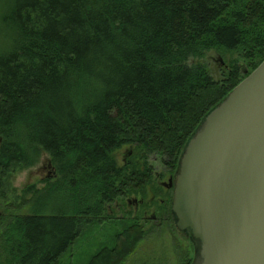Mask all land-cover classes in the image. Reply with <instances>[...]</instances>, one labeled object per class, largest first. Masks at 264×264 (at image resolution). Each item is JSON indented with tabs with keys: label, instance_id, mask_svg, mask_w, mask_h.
<instances>
[{
	"label": "trees",
	"instance_id": "16d2710c",
	"mask_svg": "<svg viewBox=\"0 0 264 264\" xmlns=\"http://www.w3.org/2000/svg\"><path fill=\"white\" fill-rule=\"evenodd\" d=\"M0 6V201L7 176L43 155L56 171L42 188L26 187L36 189L28 213L0 220V264H62L81 224L108 222L118 226L113 242L108 235L86 264H124L147 231L110 210L153 178L141 164L120 166L117 152L132 146L179 166L206 117L264 60V0ZM211 51L238 59L216 78Z\"/></svg>",
	"mask_w": 264,
	"mask_h": 264
},
{
	"label": "water",
	"instance_id": "95a60500",
	"mask_svg": "<svg viewBox=\"0 0 264 264\" xmlns=\"http://www.w3.org/2000/svg\"><path fill=\"white\" fill-rule=\"evenodd\" d=\"M173 212L195 243L191 264H264V60L190 140Z\"/></svg>",
	"mask_w": 264,
	"mask_h": 264
},
{
	"label": "rangeland",
	"instance_id": "374dc122",
	"mask_svg": "<svg viewBox=\"0 0 264 264\" xmlns=\"http://www.w3.org/2000/svg\"><path fill=\"white\" fill-rule=\"evenodd\" d=\"M2 1V0H0ZM5 6H0V15L5 11ZM224 54V53H223ZM225 58L217 51H211L206 56V63L216 78H219L221 70L220 59L228 63L231 58L238 59V54H224ZM249 73V72H248ZM130 148H124L117 156L118 163L122 164L121 158L125 157L126 151ZM48 155L42 156L41 161L34 167L27 169L20 168L14 171L6 178V198L0 201V220L3 221L11 214H25L31 210L32 200L35 199V190L30 189L26 192V187L37 185V188L44 186V178L47 177L48 170L43 169V164L49 160ZM163 166L158 165V170ZM177 172V171H176ZM176 175V174H175ZM149 195V194H148ZM2 198V197H1ZM30 200V205L26 204L23 208L22 202ZM7 206L9 208H7ZM116 224L112 222L86 227L83 236H80L73 245L70 246L65 255L60 259L62 264H86L90 255L96 251L99 246L106 242L109 235V242H113L114 237H110L117 230ZM146 239L138 247L136 252L124 264H185L189 259V251L192 250L194 242L188 233L179 229L170 231L163 228L161 232H146ZM192 260L195 254V248Z\"/></svg>",
	"mask_w": 264,
	"mask_h": 264
},
{
	"label": "flooded vegetation",
	"instance_id": "af4514ba",
	"mask_svg": "<svg viewBox=\"0 0 264 264\" xmlns=\"http://www.w3.org/2000/svg\"><path fill=\"white\" fill-rule=\"evenodd\" d=\"M219 62L221 63V69L228 68V63H222L221 59ZM124 148H130L131 151L127 150L125 157L121 158L123 160L122 164H118L120 166H126L129 169L135 167L134 164H141L143 170L152 174L153 186L146 190L137 188L135 193L126 195L122 201L116 203L114 209L110 210V213L116 212L121 217L131 218V221L136 219L139 230H145L147 232H161L163 228H167L170 231L174 229L178 230L177 218L173 212V197L174 179L179 166L173 168L167 165L165 163V156L162 154L147 155L144 152L139 155L137 153L135 154L134 147L132 146H126ZM122 149L117 152V156H119ZM48 159L47 163L45 162L43 164V169L48 170L47 177L43 180L53 181L56 177V171L49 157ZM158 165L163 166V168L158 170ZM108 208L111 209V206L109 205ZM80 220L82 222L86 221L84 217ZM96 220L99 221V218ZM81 225L82 228L96 226H85L84 223ZM98 225L99 223H97Z\"/></svg>",
	"mask_w": 264,
	"mask_h": 264
}]
</instances>
